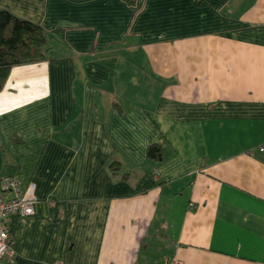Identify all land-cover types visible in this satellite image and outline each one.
I'll return each instance as SVG.
<instances>
[{"label":"crops","instance_id":"1","mask_svg":"<svg viewBox=\"0 0 264 264\" xmlns=\"http://www.w3.org/2000/svg\"><path fill=\"white\" fill-rule=\"evenodd\" d=\"M0 9L52 38L0 91V179L37 199L0 264H264V0Z\"/></svg>","mask_w":264,"mask_h":264},{"label":"trees","instance_id":"2","mask_svg":"<svg viewBox=\"0 0 264 264\" xmlns=\"http://www.w3.org/2000/svg\"><path fill=\"white\" fill-rule=\"evenodd\" d=\"M51 39L39 25L0 9V91L12 67L47 59Z\"/></svg>","mask_w":264,"mask_h":264},{"label":"built area","instance_id":"3","mask_svg":"<svg viewBox=\"0 0 264 264\" xmlns=\"http://www.w3.org/2000/svg\"><path fill=\"white\" fill-rule=\"evenodd\" d=\"M260 150L262 151L263 148ZM31 189L30 186L23 189L21 182L15 176H3L0 179V259L10 261L15 259L16 254L8 225L14 216L27 217L35 213L37 199Z\"/></svg>","mask_w":264,"mask_h":264}]
</instances>
